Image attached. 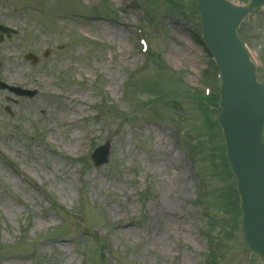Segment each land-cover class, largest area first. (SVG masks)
Returning <instances> with one entry per match:
<instances>
[{"label": "rangeland", "instance_id": "obj_1", "mask_svg": "<svg viewBox=\"0 0 264 264\" xmlns=\"http://www.w3.org/2000/svg\"><path fill=\"white\" fill-rule=\"evenodd\" d=\"M196 1L0 0L17 31L0 80L35 93L0 89V264H262L244 248L222 131L205 145L198 129L220 80ZM239 33L264 82V8Z\"/></svg>", "mask_w": 264, "mask_h": 264}, {"label": "water", "instance_id": "obj_2", "mask_svg": "<svg viewBox=\"0 0 264 264\" xmlns=\"http://www.w3.org/2000/svg\"><path fill=\"white\" fill-rule=\"evenodd\" d=\"M264 0L236 5L229 0H198L204 39L223 73L220 125L241 197L245 248L264 263V84L237 34L242 20ZM33 57V56H31ZM35 58V57H33ZM108 146L95 162L107 161Z\"/></svg>", "mask_w": 264, "mask_h": 264}, {"label": "bare ground", "instance_id": "obj_3", "mask_svg": "<svg viewBox=\"0 0 264 264\" xmlns=\"http://www.w3.org/2000/svg\"><path fill=\"white\" fill-rule=\"evenodd\" d=\"M69 95V94H68ZM72 98V97H71ZM74 98V97H73ZM73 139V138H72ZM176 215V213H175V210L173 211V212H171V213H169V214H167V216L165 217V219L168 221L167 223H166V226H170L171 225V222H172V218H174V216ZM169 216V217H168ZM127 223H131V224H133V222H131V221H129V222H127ZM134 226H138L137 224H135L134 223ZM134 230V228H130V229H128V231L129 232H132ZM163 233L166 235V232L165 231H163ZM171 238V237H170ZM169 241V238H168V236L166 235V238H161V247H163L164 248V251L166 250V248H170L169 250H171L172 248V246H170V243L168 242ZM170 246V247H169Z\"/></svg>", "mask_w": 264, "mask_h": 264}]
</instances>
